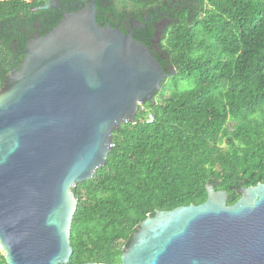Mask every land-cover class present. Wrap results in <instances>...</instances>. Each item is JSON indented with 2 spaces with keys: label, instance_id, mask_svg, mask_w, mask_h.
<instances>
[{
  "label": "water",
  "instance_id": "1",
  "mask_svg": "<svg viewBox=\"0 0 264 264\" xmlns=\"http://www.w3.org/2000/svg\"><path fill=\"white\" fill-rule=\"evenodd\" d=\"M95 1L29 39L0 90L5 264L68 263L71 189L105 164L112 131L133 122L173 75L131 33L98 26ZM205 191L199 205L143 220L119 264H264V183L240 187L229 206L225 192Z\"/></svg>",
  "mask_w": 264,
  "mask_h": 264
},
{
  "label": "trees",
  "instance_id": "2",
  "mask_svg": "<svg viewBox=\"0 0 264 264\" xmlns=\"http://www.w3.org/2000/svg\"><path fill=\"white\" fill-rule=\"evenodd\" d=\"M171 1L175 22L164 29V59L155 60L173 75L133 122L112 131L105 164L71 189L77 207L67 264H119L143 220L203 203L207 184L225 192L229 206L240 187L264 183V0H96L95 21L136 15L142 22L141 13L164 12ZM89 2L62 0L59 10ZM52 3L0 0V88L26 42L59 22Z\"/></svg>",
  "mask_w": 264,
  "mask_h": 264
},
{
  "label": "flooded vegetation",
  "instance_id": "3",
  "mask_svg": "<svg viewBox=\"0 0 264 264\" xmlns=\"http://www.w3.org/2000/svg\"><path fill=\"white\" fill-rule=\"evenodd\" d=\"M62 0H52V8H55L56 11H60V5ZM65 1V0H63ZM104 1V0H103ZM174 1H171V3L168 5L167 10L164 12H161L157 10V14H153L151 16H148L146 14L141 15L144 17V21H139L134 15L133 16H120L117 19H111V20H105L104 21V27H111L113 29H117L121 31L124 34L131 33L132 37L134 36L136 41H139L144 47H146L150 54L153 56V58L157 59H164V52L161 49V43L166 36V31L164 30L167 28L168 25L174 23L175 21L172 20L170 17H174V15L171 13L172 5ZM66 6H64L65 8ZM96 10V8H95ZM170 12V13H169ZM64 12L60 11V14L62 15ZM97 12H95L96 16ZM152 14V13H151ZM152 29V35L149 36L148 29ZM38 31L36 32V34ZM35 34V35H36ZM15 70V68H12L11 71ZM5 84L3 87L0 88V90L5 88Z\"/></svg>",
  "mask_w": 264,
  "mask_h": 264
},
{
  "label": "built area",
  "instance_id": "4",
  "mask_svg": "<svg viewBox=\"0 0 264 264\" xmlns=\"http://www.w3.org/2000/svg\"><path fill=\"white\" fill-rule=\"evenodd\" d=\"M140 111L145 113L144 118H145L146 123H151L153 121V116L151 113L147 112L142 107H140ZM110 146H112V145H110Z\"/></svg>",
  "mask_w": 264,
  "mask_h": 264
},
{
  "label": "rangeland",
  "instance_id": "5",
  "mask_svg": "<svg viewBox=\"0 0 264 264\" xmlns=\"http://www.w3.org/2000/svg\"><path fill=\"white\" fill-rule=\"evenodd\" d=\"M186 87H187V84H185V83H183V82H181V83L178 85V89H179V90L186 89Z\"/></svg>",
  "mask_w": 264,
  "mask_h": 264
}]
</instances>
